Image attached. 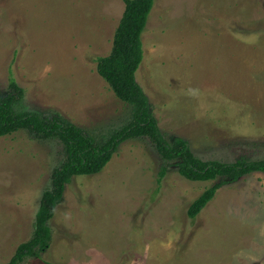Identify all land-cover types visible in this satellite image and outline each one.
Wrapping results in <instances>:
<instances>
[{"label":"rangeland","instance_id":"obj_1","mask_svg":"<svg viewBox=\"0 0 264 264\" xmlns=\"http://www.w3.org/2000/svg\"><path fill=\"white\" fill-rule=\"evenodd\" d=\"M124 0H0V96L59 115L105 141L132 108L98 73ZM136 79L169 141L200 158L264 159V0H155ZM65 161L58 140L0 136V264L33 236L44 193ZM148 137L122 142L103 171L65 183L52 241L22 264H264V173L222 186L192 181ZM166 166L161 183L159 172Z\"/></svg>","mask_w":264,"mask_h":264},{"label":"trees","instance_id":"obj_2","mask_svg":"<svg viewBox=\"0 0 264 264\" xmlns=\"http://www.w3.org/2000/svg\"><path fill=\"white\" fill-rule=\"evenodd\" d=\"M154 1L124 0L125 10L114 34L112 50L108 55L97 59L98 73L110 85L117 98L132 108L127 124L113 132L105 141L86 133L59 115L46 117L38 112L18 110L16 103L20 88L15 81L10 85V92L6 96H0V136L26 130L37 139L58 140L63 145L65 154V161L53 172V188L44 193L40 202L33 236L17 247L8 264H22L28 257L41 258V253L48 249L52 241L49 221L54 216L57 201L63 196L65 183L75 176L103 171L125 140L148 137L164 161L163 164L175 165L182 176L192 181H216L189 206L188 214L192 218L198 216L222 186L247 174L264 173V159L241 158L234 162L205 160L193 152L190 143L184 138L175 137L169 141L162 133L149 98L136 79L144 58L142 34ZM162 167L159 183L166 174L167 167Z\"/></svg>","mask_w":264,"mask_h":264}]
</instances>
